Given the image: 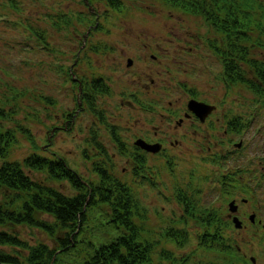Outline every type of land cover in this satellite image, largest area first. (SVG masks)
<instances>
[{
  "label": "rangeland",
  "instance_id": "1",
  "mask_svg": "<svg viewBox=\"0 0 264 264\" xmlns=\"http://www.w3.org/2000/svg\"><path fill=\"white\" fill-rule=\"evenodd\" d=\"M2 1L4 0H0ZM28 1L31 4L24 8L23 14L14 11L11 15L9 9L0 7V14L3 15L0 16V98L7 100V97H12L15 89L23 93L16 101L19 104L4 105L6 111L13 109L6 122L10 127L16 128L17 137V141L9 149L7 160L21 161L34 152L47 156L57 153L67 161L69 167L81 174V181L78 183L79 186L82 185L81 189H85V185L94 188L100 183L97 175H92L91 162H87L82 155L84 150L90 155L98 152L95 149L91 151L87 146L91 141L89 129L96 117L91 112H85L81 106L78 107L76 101L77 89L88 91V84L81 85L79 81L77 87L72 84L71 74L68 73L79 57L78 64L74 66V76L81 80L95 71L111 87L110 93L101 95L92 104L96 110L100 107L104 110L105 119L116 127L117 135L126 144L131 142L132 135L142 132L151 135L156 126L161 129L162 134H170L169 125L172 124L167 122L170 117L163 109L159 110L160 104L167 106L171 101L174 106L186 102L189 98L186 92L193 97L218 103L220 112L217 113L215 108L214 112L210 111L214 114L213 119L220 116L223 118V114L228 113L230 118L237 116L235 122L240 119L244 125L240 133L234 134L232 131L228 135L222 132L221 126L218 135L221 140H227L228 137L231 140L244 139L240 155L231 156V151H238L231 144L222 143L212 150L198 149L199 141L192 134L196 140L187 137V141L183 139L182 146L173 149L170 147L167 159L159 157L163 162L160 163V159L154 158L155 156L148 157L147 174L156 178L149 182H142V177L132 176V166L129 168L127 157L119 154L105 129L100 131L99 140L111 153L108 152L109 156L114 155L112 173L129 184L147 208L146 227L152 230V238L162 237L166 226H181V223H173L180 214H184V208L176 201L177 188L185 189L188 196L194 199L200 196L198 205L201 207H221L223 201L218 198L228 194V188L233 183L236 184V181H232V184L229 182L234 177L238 178L236 169L243 173L241 186L246 189L238 193V203L235 204H240L242 210H246L254 203V196H261L264 202V99L244 82L229 87L225 84L222 62L208 41L214 34L212 27L201 16L186 11L184 13L182 9L170 7L162 0H124L120 10L109 11L102 0H92L93 6L98 9L102 28L97 29L94 19L90 30L76 22L73 27L57 30L52 27V20L45 26L43 18L38 19L36 13L52 15L55 9L61 8L71 13L82 11L86 15V4L82 0H43L41 4L37 0ZM53 5L55 8L52 12ZM105 10L109 15L104 17ZM6 13H9L8 19L12 22L28 17L35 27H44L49 50H44L37 44L30 46L31 42L25 38L26 32L19 23L15 25L4 21L8 17ZM33 41H36L35 37ZM152 54L157 56V60L152 58ZM256 57L264 59V53L259 50ZM129 58L133 59V64H128ZM152 78L155 83L150 82ZM132 93L136 94L135 97L147 110H143L140 103L134 101ZM41 94H47L54 102L42 99ZM75 111H78L76 117L71 119L70 116ZM62 115L69 118L65 119ZM20 126L29 128L35 143ZM173 130L176 133V128ZM189 140L197 141V146ZM211 143H215L214 140ZM220 155L226 157L219 158ZM221 158L224 160L218 161ZM217 163H220V168ZM253 169L256 171L253 172ZM224 170L227 171L226 183L229 186L222 188ZM248 173L251 175H247ZM45 176L44 172L33 173L36 179H43ZM54 185L68 194H75L77 191L66 181H56ZM249 192L253 193L252 196H249ZM234 197L226 196L225 210L228 209V202L235 200L232 199ZM248 198L250 206L242 203ZM5 199L4 196L3 201ZM87 208V219L83 221L77 235L78 244L62 253L63 259L57 264H74L92 250L90 241L99 245L111 241L119 234L120 229L114 223L107 222L108 217L102 213L99 205ZM263 209L264 204L259 208L262 215ZM229 212L230 215L235 213ZM188 222L190 224L186 229L192 235V240L186 247L177 248L163 240L157 251L165 246L175 255L190 254L193 250L194 233L200 229L196 227L194 220ZM19 229L21 235L32 242L35 239L52 242L39 230L27 226ZM229 232L238 245L249 237V241L242 245L243 249L249 257L254 255L257 258L256 264H264V251L256 245L255 240H251L253 238L248 235V231ZM203 254L202 258L207 261L214 258L207 250ZM198 258L197 255L195 259Z\"/></svg>",
  "mask_w": 264,
  "mask_h": 264
},
{
  "label": "trees",
  "instance_id": "2",
  "mask_svg": "<svg viewBox=\"0 0 264 264\" xmlns=\"http://www.w3.org/2000/svg\"><path fill=\"white\" fill-rule=\"evenodd\" d=\"M107 10L121 9L124 0H102ZM170 7H176L183 12L201 16L212 27L213 36L208 38L209 45L218 54L223 65V81L230 86L244 82L249 89L264 99V59L256 57L259 50L264 53V0H162ZM41 4L43 0H37ZM92 3V0H90ZM28 0H4L1 8L9 9L12 15L23 14L24 8L30 5ZM55 6H52V12ZM82 11H65L55 9L52 15L37 12L38 19L46 23L52 20V27L57 30L74 26V22L89 28L96 14ZM105 10L104 17L108 16ZM7 23H19L26 32L29 42L36 38L38 45L48 49L47 31L44 27H35L28 17ZM0 16H3L0 14ZM100 16V15H99ZM31 19V18H30ZM97 29L102 28L98 21ZM95 28V27H92ZM47 45V48H46ZM107 49V48H106ZM94 89L107 93L105 83L94 84ZM88 90V89H87ZM23 93L17 92L12 97L0 98V264H57L62 261L61 254L78 244L77 235L83 221L87 219L88 206L99 205L102 213L120 229L119 234L107 243L93 246L80 261L74 264H244L240 245L227 231L229 220L220 207H201L198 196L194 199L188 196L183 188H177L176 201L184 208L173 223L163 228L162 237L150 236L152 230L147 227V208L131 186L114 176L104 167L95 166V171L101 174L100 183L94 188L82 185L80 174L68 166L67 161L53 153V156L31 153L23 160H7L9 149L17 141L15 130L7 125V117L11 109L5 110L6 104L16 102ZM94 94V91H92ZM44 100L51 98L41 94ZM85 100H93L85 94ZM52 102H54L51 99ZM94 108L93 104H88ZM29 139H34L28 127H19ZM17 132V131H16ZM104 151V150H103ZM106 151H104L105 153ZM109 157L101 154L99 159ZM44 172L43 179L33 177L34 172ZM220 178V172H218ZM222 188L229 186L224 176ZM56 181H66L75 194H68L57 187ZM53 182L54 184H51ZM63 183V182H61ZM82 190H84L82 192ZM4 196L6 199L3 201ZM189 219L201 226L193 236V250L182 256L162 246L161 242L175 245L177 248L186 247L192 240L187 231ZM27 226L43 232L52 242L36 240L34 242L21 235L20 227ZM147 226V227H146ZM10 248V250L8 249ZM209 252L212 260L202 258L203 251ZM198 259H195L196 256ZM61 258V259H60ZM62 263V262H61Z\"/></svg>",
  "mask_w": 264,
  "mask_h": 264
},
{
  "label": "flooded vegetation",
  "instance_id": "3",
  "mask_svg": "<svg viewBox=\"0 0 264 264\" xmlns=\"http://www.w3.org/2000/svg\"><path fill=\"white\" fill-rule=\"evenodd\" d=\"M92 12L95 13L96 15H99L97 7ZM33 44H37V42L34 41ZM152 58L154 60H157V56L154 54H152ZM78 60H79V57L75 60V63L72 64L73 67L70 68V71L68 73H69V75L71 74L70 76L72 77V80H71L72 84L77 85V87H79V81H80L81 85H84V83H85V85L88 84V86H87L88 91L83 92L82 88L80 89V91L77 89V92H76L77 93V99L79 100V102H81V104L77 103V106L78 107L81 106V109L85 110V112H87V111L91 112L96 117V120L93 122V124L91 125V127L89 129V136H91V138H90L91 141H89V143H88L87 138L85 141H86V143H88L87 146L89 147V149L91 151H94V149H95L98 152L90 155L89 152H87V150H84L82 155L87 162H89V161L91 162L92 175H93V173H94V175H97L98 181L101 180V174L99 172L95 171L96 165L97 166L100 165L99 167L106 168L108 170V172H110L111 174H113L112 173L113 169H111V167H114V165H115V163H113L114 155L113 156L110 155L109 157H105V159H103V160L99 159L101 157V154L109 155L108 154L109 150L105 147L104 143L99 140L100 139V131H102L103 129H105V132H107L109 134L110 139L113 140L112 142H113L115 148L118 149L119 154L125 155L127 157V161H128L127 164L129 165V168L132 166V169H130V171H133V172H130L132 174V176H134V178H137L135 176L142 177V179H141L142 182H146V181L149 182V180H151V179H152V181L156 180L155 177L153 178L147 174L148 166H149L148 165V157L149 156H155L154 158L162 157V158H164V160L167 159V155H168L169 151L171 150L170 147L173 149V148H178V147L182 146V141L184 138L186 141L188 140V138L193 139L192 134H195L197 136V139L199 141L198 142V149L202 150V149L206 148V149L212 150V149L216 148L218 145H221L222 143H224L227 145L228 144H231L233 146L235 145L238 148V151L235 153H234V151H231V156L240 155L241 149L243 147L242 144L244 142V139L242 140L241 138H239L238 140L237 139L231 140V138L228 137L227 140L226 139L221 140L218 138L221 126L223 127L222 132L226 135L230 134V132H232V131L234 134H235V132L240 133L242 128L244 127V125L242 124L240 119L235 122V120L237 119V116H235V117L232 116L230 118L228 113H224L223 118H222V116H220V118L216 117L215 119H213L212 118L214 116L213 112L215 110H217V113L220 112V105L218 103H213L206 98L193 97V96H191L190 93H187V92H186V95L189 98L186 100V102H180L178 105H174V106H172L173 102H171V101L168 103L167 106L160 104L161 109H159V110L163 109V111L167 112L169 117H170L169 120L167 119V122L169 121V123L172 124V125H169L171 128L170 134H162L161 129L158 128V126H156V127H154L155 129L151 135L145 134L142 132L141 134L132 135V138H131L132 140L128 144L122 142L120 140L119 136L117 135L116 131H115L116 127L113 124H110L109 122H107V119H105L104 110L101 107L97 108V110L95 107L92 109V107H89V105H88V104H92V103L86 102L85 97H84L85 94H87V95H89V97L93 101H96L101 97V95L110 93V91H108L107 93H102V91H99L98 89H94V84H96L97 86H100L101 83L102 84L105 83L106 86L108 87V90H111V87L108 86L106 80H104V78L102 76H100V75L97 76L95 71L93 73H90V74L88 72L89 75L84 76V78L81 80L79 78H77L76 76H74L75 73L73 72V70L75 69L74 66L76 64H78L77 63ZM132 61H133V59H132ZM131 64H133V62H131ZM150 82L155 83V80L152 78L150 80ZM145 85L147 86L146 83H145ZM232 85H235V83ZM179 87H181V84L179 85ZM92 91H94V94H92ZM131 95L134 97V101L139 102L137 97H135L136 94L132 93ZM191 99L207 104L205 106L207 108L209 107L208 104L209 105H215L216 106L215 110H213V112H211V113L209 112L205 115H199L194 109L189 107V101ZM139 103H140L139 105L142 106L143 110H147V108L144 107L141 102H139ZM152 104L154 105V102H152ZM149 105H151V104L149 103ZM78 107H76L75 109H78ZM150 108H153V107H150ZM221 111H222L221 113H223V110H221ZM77 112L78 111H75V113L72 115V117L69 114L70 118L72 119V118L76 117ZM63 117L65 119H67L68 116L67 117L63 116ZM175 128H176V133L173 130ZM174 135H178V137H174ZM137 140H144L145 142L151 143V144L160 143L161 147H160L159 151L152 152L151 150L144 149L142 147V145L139 144L140 142L137 143ZM193 140H196V139H193ZM213 140L215 143L212 144L211 141H213ZM190 142H192L195 147L197 146V141H190ZM188 146L190 148V145H188ZM103 150L106 152L104 153ZM222 156L226 157V155H220L219 158ZM221 160H224V159L221 158L218 161H221ZM161 162H163V160L161 161V159H160V163ZM217 164L220 168V163H217ZM155 167H159V165L158 166L155 165ZM262 170H263V168H262ZM262 170L260 171V173L262 172ZM235 171L238 172V178L234 177L233 179H230L229 182H230V184H232V181H236V184L233 183L232 184L233 186L228 188V194H225L224 196L223 195L219 196L218 199L222 198L223 205H221L220 209H217V210L221 211L224 215H226V217L229 220L227 231H230V230H233L236 232L240 231V230L248 231V235H250L253 238L251 240H255L256 245L259 248H261L262 251H264V213L262 215L259 212V208L264 204V202L261 199V196H254L253 195L254 196L253 197L254 203L252 205L250 204L249 198L247 201H242V203L245 205L246 204H249V206L251 205V207L246 209V210H242V207L240 204H238V207H237V210L235 211V213H232L231 215H230L229 209L225 210L224 205L227 202L226 196L227 197L228 196H235L232 199H235L236 203H238V201H237L238 193L242 192L241 190L246 189V188H243L241 186V183H243V181H242L243 173H239L240 172L239 169H236ZM254 171H256V169H253V172ZM222 173L224 174L225 177H227V171L226 170H224V172H222ZM247 175H251V173H248ZM80 177H81V174H80ZM88 180L94 181L91 179H88ZM230 188H233L234 190L231 191ZM252 194L253 193L249 192V196H252ZM258 194H261V193L258 192ZM263 212H264V209H263ZM251 214L255 215L254 219L250 218ZM235 215L238 216V218H240V220L242 221L241 227H238V228L234 227L233 217ZM196 227H198L199 229L202 230L200 225L196 224ZM248 239H250V238L248 237ZM248 239L244 238L243 244H240L239 249L245 258V261L244 262L242 261V263H244V264H256L257 258L254 255L249 257L248 253L243 249V246H242L247 241H249ZM251 243H252V241H251ZM249 245H251V244L249 243Z\"/></svg>",
  "mask_w": 264,
  "mask_h": 264
},
{
  "label": "water",
  "instance_id": "4",
  "mask_svg": "<svg viewBox=\"0 0 264 264\" xmlns=\"http://www.w3.org/2000/svg\"><path fill=\"white\" fill-rule=\"evenodd\" d=\"M84 2L87 6H89V9L91 11L94 10V7L91 5L89 0H84ZM131 62H132V59L129 58L128 64H131ZM206 105L207 104H205L203 102H198V101H195L193 99H191L189 101V107L194 109L199 115H205V114L209 113L211 110H213V108L216 107L215 105H209L208 104L209 107L207 108V107H205ZM137 143L141 144L144 149L151 150L152 152L159 151V149L161 147L160 143L151 144V143L145 142L144 140H137ZM235 203H236L235 200H231L228 204V208L232 212L237 210L238 205H236ZM254 216H255L254 214H251L250 218L254 219ZM233 222L235 224V227H237V228L241 227V225H242V221L237 216L233 217Z\"/></svg>",
  "mask_w": 264,
  "mask_h": 264
}]
</instances>
